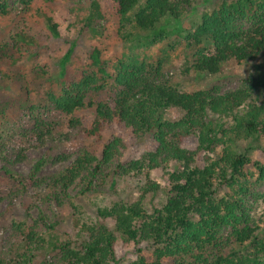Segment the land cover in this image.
Wrapping results in <instances>:
<instances>
[{
    "label": "trees",
    "instance_id": "16d2710c",
    "mask_svg": "<svg viewBox=\"0 0 264 264\" xmlns=\"http://www.w3.org/2000/svg\"><path fill=\"white\" fill-rule=\"evenodd\" d=\"M19 1L16 15L0 0V207L9 201L0 228L21 200L27 214L5 226L0 264H264V147L256 146L258 156L255 146L238 148L264 140V0H215L181 37L191 56L174 67L185 78L246 65L247 78L226 92L180 88L166 79L162 59L108 58L100 46L80 53L76 41L62 50L68 18L36 6L63 0ZM211 1L91 0L84 24L113 39H130L131 22L143 31L171 28L151 41L158 44ZM49 52L59 60L55 81ZM172 109L184 116L164 118ZM10 130L14 138L2 145ZM53 143L54 161L43 157L27 175L17 170L29 149ZM49 164L65 166L43 176ZM155 171L164 183L152 179ZM127 177L142 182L137 196L96 207L97 219L76 203ZM30 193L58 208V219H34L24 202ZM64 213L76 239L60 232Z\"/></svg>",
    "mask_w": 264,
    "mask_h": 264
},
{
    "label": "rangeland",
    "instance_id": "374dc122",
    "mask_svg": "<svg viewBox=\"0 0 264 264\" xmlns=\"http://www.w3.org/2000/svg\"><path fill=\"white\" fill-rule=\"evenodd\" d=\"M215 0L211 2H207L202 4L194 13L186 19V21L182 24V26L178 25L177 30L174 31L173 35L166 40L158 44H151V41L156 37L157 34H160L162 30H165L167 33L171 31L170 29H166V27H158L153 31L140 30L133 23H128L126 30L124 33L130 34V39L126 38H116L112 37L105 38L106 36H102L100 34H96L89 29L85 28L84 21L87 19L89 15V10L91 7V0H63L62 2H56L50 5H45L43 3L37 4V9L47 12L50 15H53V12H60L61 15H65L70 23V36L68 38L69 44L66 41H58L60 49H67L70 47L73 41L78 43V47L80 53L90 52L93 47L100 46L106 50V54L109 56L108 58L116 55H122L124 53H133L144 59H162L164 60L166 70L165 77L172 83L178 85L180 88L189 91L201 90V89H209L213 86L219 87L222 92H226L228 90H233L238 88L243 80L247 78L248 69L246 65L239 66L236 63L226 64L220 74L217 76L211 75H199L191 71L189 76L186 78L183 77L180 70H178L177 66H180V63H183L191 56L190 51L186 48L183 42L182 36L186 35L187 32L192 31L194 28L198 26L201 22V16L204 11H210L215 6ZM9 6L15 10L16 15L20 11L22 4L19 0H9ZM41 6V7H40ZM40 13V12H39ZM134 14L131 15L133 18ZM17 17V16H16ZM20 17V16H19ZM19 17L17 19H19ZM21 18V17H20ZM176 25L178 22H175ZM182 22H179V24ZM68 25L67 23H64ZM40 29V28H39ZM52 52V50H51ZM49 52L52 59L49 61V70L54 73V78L52 76V80L55 81L59 77V60L56 59L55 55ZM63 51L60 53L62 56ZM166 61V62H165ZM174 65H177L174 67ZM71 69V67H69ZM72 70V69H71ZM164 113L162 112L161 115ZM184 116L183 111H178L175 109L169 110L166 112L164 118H169L170 120H177ZM11 131L8 133H4L2 139V145L10 143L11 138L14 136L11 135ZM58 144H48L44 149L38 150L31 148L26 152V161L21 163L17 170L24 175L29 174L33 165L45 157L50 162L54 161V158L58 155ZM255 146V150L253 151L254 155H259L261 149L258 147H264V140L261 141H253L252 144L246 141H242L239 143V149L245 150L248 146ZM256 146H258L256 148ZM64 164H49L42 171L43 176L51 175L55 172H58L64 168ZM177 166V164L175 165ZM152 179L158 181L160 183H164V179L160 172H153L151 175ZM117 183L115 189L109 185L107 189L90 193L87 197H80L77 199L76 203L81 206L82 211L86 214L92 216L94 219H97V211L96 207H104L112 204L115 201H125L130 202L134 199L138 194V187L142 185V182L133 178H124L121 181L117 182L112 179L111 183ZM264 191V187L262 189ZM74 196L77 193V190L71 192ZM166 198V194L162 193L158 201L156 202L159 206L162 205ZM28 202L30 204L31 211L30 214L34 219H39L41 213H46L48 217L52 220V222L58 219L59 212L58 208L55 206L48 209L43 206L38 197L34 196V194L30 193L24 198V202ZM23 201H19L15 208L10 212L8 219H5L3 227L0 228V248L6 252L8 250V242L7 237L9 236V232L5 231V226L9 225L13 220L17 218L24 219L26 217L25 207L20 206ZM9 201L5 200L1 204L0 211L5 212L8 208ZM149 206H153L149 204ZM57 217V218H56ZM60 221H62V226L60 227V232L64 236V238H77V232L72 225L70 218L64 213L63 217H59ZM111 224V223H110ZM118 244L120 247L121 257L126 259L129 254L125 253L123 250L124 240L118 235ZM48 261L51 263L56 262L55 257H48Z\"/></svg>",
    "mask_w": 264,
    "mask_h": 264
}]
</instances>
